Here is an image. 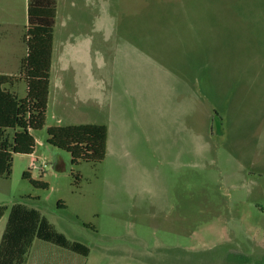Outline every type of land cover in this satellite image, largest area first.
I'll use <instances>...</instances> for the list:
<instances>
[{
    "label": "rangeland",
    "instance_id": "obj_1",
    "mask_svg": "<svg viewBox=\"0 0 264 264\" xmlns=\"http://www.w3.org/2000/svg\"><path fill=\"white\" fill-rule=\"evenodd\" d=\"M25 29L0 30V72L19 73ZM59 119L106 125L105 160L48 144ZM34 136L0 177L3 223L39 211L91 250L80 264H264V0H60Z\"/></svg>",
    "mask_w": 264,
    "mask_h": 264
},
{
    "label": "trees",
    "instance_id": "obj_2",
    "mask_svg": "<svg viewBox=\"0 0 264 264\" xmlns=\"http://www.w3.org/2000/svg\"><path fill=\"white\" fill-rule=\"evenodd\" d=\"M57 0H29L28 24L23 42L27 54L22 58L17 75L0 74V177L9 179L16 155H33L36 151L34 132L47 123L51 73L54 55V33L57 21ZM19 82L26 83V96L20 98L14 90ZM216 114V112H215ZM218 115V114H216ZM47 142L71 154V163H100L105 160L108 127L103 124L52 126ZM23 178L40 189L48 183L35 180L26 171ZM80 176L77 175V181ZM59 206L64 207L60 202ZM8 207L0 205V220ZM35 240L50 242L74 253L87 256L89 248L71 243L53 229L37 210L14 205L0 243V264H27Z\"/></svg>",
    "mask_w": 264,
    "mask_h": 264
},
{
    "label": "crops",
    "instance_id": "obj_3",
    "mask_svg": "<svg viewBox=\"0 0 264 264\" xmlns=\"http://www.w3.org/2000/svg\"><path fill=\"white\" fill-rule=\"evenodd\" d=\"M28 5H29V0H0V30L2 31V30H8V29H15L16 26L21 27L22 25L24 28H26L28 24ZM57 9H58L57 21H58V17L60 14V0H57ZM57 21H56V27H57ZM129 26H130L129 30H133V31L147 30L145 34L144 33L138 34L137 32H135V34H133L135 39H137L138 37H142V38L144 37L145 39H147V37L152 36L151 33H148L149 28L147 27L146 23H131ZM1 41L3 42L2 39H0V42ZM144 41H147V40H144ZM22 42H23V37H22ZM54 49H55V33H54ZM26 54H27V51L25 55L20 58V63H21L22 58H24ZM52 70H53V66H52ZM0 74L16 75V74H8L5 72H0ZM51 79H52V73H51ZM14 90L16 91V88ZM50 91H51V86H50ZM20 98H24V97H20ZM60 123H61V119L58 120L57 126H61L59 125ZM87 124H98V123H87ZM71 125H78V124H71ZM108 141H109V137H108ZM36 143H37V140H36ZM107 147H108V144H107ZM3 222H4V216L0 220V226H1L0 227V243H1L3 234L7 226L8 218H7L6 223H3ZM90 255H91L90 249H89V254L87 256H84L81 254L74 253L60 246H57L55 244H52L50 242H45L42 240H35L31 248V252H30L27 264H57L59 259H65V262H67V264H80L79 263L80 256L88 258L90 257ZM82 264H89V263L85 262Z\"/></svg>",
    "mask_w": 264,
    "mask_h": 264
},
{
    "label": "built area",
    "instance_id": "obj_4",
    "mask_svg": "<svg viewBox=\"0 0 264 264\" xmlns=\"http://www.w3.org/2000/svg\"><path fill=\"white\" fill-rule=\"evenodd\" d=\"M33 167H36L35 163H33ZM39 169L42 171V166H39Z\"/></svg>",
    "mask_w": 264,
    "mask_h": 264
}]
</instances>
